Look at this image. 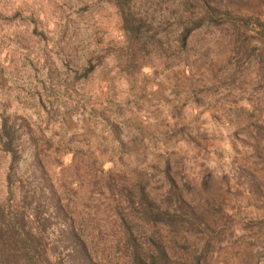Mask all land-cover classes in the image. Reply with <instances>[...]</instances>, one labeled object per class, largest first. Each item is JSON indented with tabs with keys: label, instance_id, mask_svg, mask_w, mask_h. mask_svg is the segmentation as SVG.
<instances>
[{
	"label": "rangeland",
	"instance_id": "374dc122",
	"mask_svg": "<svg viewBox=\"0 0 264 264\" xmlns=\"http://www.w3.org/2000/svg\"><path fill=\"white\" fill-rule=\"evenodd\" d=\"M200 1L220 22L178 0H0V124L18 138L13 164L0 142V264H31L26 231L41 261L74 264L69 226L88 264H131L121 217L143 258L152 239L175 264H264V0ZM143 194L196 222L148 224Z\"/></svg>",
	"mask_w": 264,
	"mask_h": 264
},
{
	"label": "trees",
	"instance_id": "16d2710c",
	"mask_svg": "<svg viewBox=\"0 0 264 264\" xmlns=\"http://www.w3.org/2000/svg\"><path fill=\"white\" fill-rule=\"evenodd\" d=\"M181 7H184V9L188 10L189 5L193 9H198L197 11L193 10L192 14L197 15L199 14L198 11H201L202 17L198 18V21L194 22V25H199L201 21L208 20L210 23L214 22H220L218 14L214 11L213 8L208 7L205 3L201 2L200 0H178ZM194 2V3H193ZM186 12V11H185ZM198 12V13H197ZM186 14V13H185ZM180 19H183V17H180ZM124 20L127 24V28L129 31L128 34H131L135 37L139 35L140 29L142 28L141 23H138L137 19L133 17V15L124 14ZM245 26H250V19L249 18H243L242 19ZM180 24H182V21H179ZM256 26V25H255ZM196 28V27H195ZM253 28V27H252ZM258 27H254L255 30H257ZM185 36V35H184ZM183 35H179L178 37V43L184 47L186 44V38ZM0 127V142L2 146V150L6 153H8L11 156L12 164L18 159L17 154V148L16 145L18 143L17 138V132L13 130L11 126L8 125L6 120H2ZM109 176H111V173L108 172ZM107 175V174H106ZM9 179V187L12 185L11 176L8 177ZM171 199L167 200L170 201ZM184 201L182 197L177 196L174 200V203L177 204V211H171V207H165L164 209L157 207L153 201L148 199V197L143 194L141 198V208H142V215L144 216L145 221L148 224L151 225H164V226H170V228H174L178 225V223H181L184 216L189 218L192 222H196V214L193 213H187L184 211L185 206H188ZM56 216L62 218L63 221L67 220V210L63 205L56 204ZM189 216V217H188ZM39 225H41V222L39 218H37ZM36 221V224H38ZM121 226L124 231H126L128 235V256L130 259L131 264H175L166 253L164 247L162 244L155 243L154 240L150 239V242L154 248L155 253L149 255L148 257H142L139 253V241L136 239L134 232L132 231V228L128 224L127 220L124 218H120ZM19 229H24L25 224L23 223V220L20 221ZM68 228V229H67ZM65 230L67 231V235L65 238V242L69 240V237L71 239V244L66 247L70 248L68 251L69 253H66V257H71L72 262L74 264H88L92 261L91 256L89 252L87 251L85 245H82V248L79 243V235L75 233L76 231L72 227H67ZM44 231L46 232V229L44 228ZM43 231V233H45ZM69 233V234H68ZM22 237V246L23 249H26L27 254V260L31 262V264H49L48 260L41 261L40 259V253L43 252V249L39 247V244H36L35 239L31 237L29 232H25L24 234H19ZM63 235V234H62ZM63 237V236H62ZM29 253L31 255H29ZM53 259L56 260V264H59L61 261L58 251L56 248H54L53 252ZM69 254V255H68ZM58 260V261H57ZM200 259H195V263L197 264ZM55 264V263H54Z\"/></svg>",
	"mask_w": 264,
	"mask_h": 264
}]
</instances>
